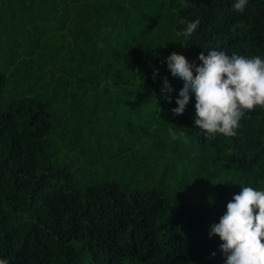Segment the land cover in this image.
Here are the masks:
<instances>
[{"label": "trees", "instance_id": "1", "mask_svg": "<svg viewBox=\"0 0 264 264\" xmlns=\"http://www.w3.org/2000/svg\"><path fill=\"white\" fill-rule=\"evenodd\" d=\"M233 3L0 0V259L225 264L209 232L242 185L264 191V106L206 138L194 96L172 113L166 58L264 57V0Z\"/></svg>", "mask_w": 264, "mask_h": 264}, {"label": "clouds", "instance_id": "2", "mask_svg": "<svg viewBox=\"0 0 264 264\" xmlns=\"http://www.w3.org/2000/svg\"><path fill=\"white\" fill-rule=\"evenodd\" d=\"M248 0H234L232 8L243 13ZM199 26V20L186 23L183 35L191 36ZM243 24L233 25V30ZM199 65L190 62L185 55L172 52L166 58L168 70L174 78L183 81L176 98L177 107L171 109L174 116L183 115L192 97H195L194 123L206 138L219 135L234 137L240 120L248 110L264 106V57H251L222 50H210L199 55ZM155 70L153 78L158 74ZM174 91L168 77H163L162 92ZM169 103L170 95L166 96ZM173 140L184 138L169 129ZM218 236L225 264H264V191L242 185V191L227 204L226 212L218 223L211 226L209 237ZM212 257L216 256L213 252ZM0 264H7L0 259Z\"/></svg>", "mask_w": 264, "mask_h": 264}, {"label": "rangeland", "instance_id": "3", "mask_svg": "<svg viewBox=\"0 0 264 264\" xmlns=\"http://www.w3.org/2000/svg\"><path fill=\"white\" fill-rule=\"evenodd\" d=\"M115 127H113L112 129H113V131H114V133L116 134L118 131L117 130H115L114 129ZM123 141H126V142H128L129 140L126 138V137H123L121 140H120V142L122 143ZM113 142H114V139H111V141H109V143L108 144H106V146H107V151L109 152V153H111L110 151L112 150V145L111 144H113Z\"/></svg>", "mask_w": 264, "mask_h": 264}]
</instances>
